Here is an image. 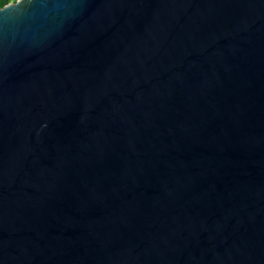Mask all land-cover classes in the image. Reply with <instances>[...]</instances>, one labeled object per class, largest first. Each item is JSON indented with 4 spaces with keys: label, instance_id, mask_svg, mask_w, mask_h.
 Here are the masks:
<instances>
[{
    "label": "water",
    "instance_id": "water-1",
    "mask_svg": "<svg viewBox=\"0 0 264 264\" xmlns=\"http://www.w3.org/2000/svg\"><path fill=\"white\" fill-rule=\"evenodd\" d=\"M0 264H264V0L0 7Z\"/></svg>",
    "mask_w": 264,
    "mask_h": 264
},
{
    "label": "trees",
    "instance_id": "trees-1",
    "mask_svg": "<svg viewBox=\"0 0 264 264\" xmlns=\"http://www.w3.org/2000/svg\"><path fill=\"white\" fill-rule=\"evenodd\" d=\"M13 1H16V0H0V7L8 4L9 2H13Z\"/></svg>",
    "mask_w": 264,
    "mask_h": 264
}]
</instances>
